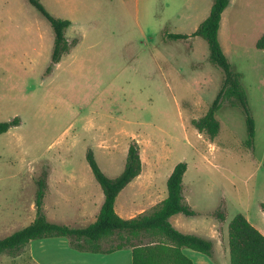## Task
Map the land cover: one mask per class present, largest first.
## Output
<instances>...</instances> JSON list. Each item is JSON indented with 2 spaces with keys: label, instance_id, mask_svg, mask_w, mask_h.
<instances>
[{
  "label": "rangeland",
  "instance_id": "rangeland-1",
  "mask_svg": "<svg viewBox=\"0 0 264 264\" xmlns=\"http://www.w3.org/2000/svg\"><path fill=\"white\" fill-rule=\"evenodd\" d=\"M40 1L52 15L71 21L66 36L79 41L47 72L55 37L51 24L28 0H0V122L20 118L0 134V238L36 217L37 179L44 172L48 184L49 175L60 170L65 182L59 206L46 192L47 217L73 227L92 223L96 218L82 216L81 209L96 202L99 211L105 194L88 150L116 177L133 142L143 175L153 177L162 195H168L175 165L187 162L188 201L204 207L211 205V195L217 197L226 214V238L238 213L264 227L258 222L264 223V49L256 45L264 35V0H231L219 29L255 122L251 146L240 106L224 104L217 111L221 128L214 139L194 126L219 92L223 72L210 61L201 36L168 37L196 31L214 0ZM138 181L118 194L119 214L145 201ZM118 242L113 236L102 245ZM83 252L67 237L42 238L17 256L0 253V264H77Z\"/></svg>",
  "mask_w": 264,
  "mask_h": 264
},
{
  "label": "trees",
  "instance_id": "trees-1",
  "mask_svg": "<svg viewBox=\"0 0 264 264\" xmlns=\"http://www.w3.org/2000/svg\"><path fill=\"white\" fill-rule=\"evenodd\" d=\"M51 24L54 30V47L51 65L60 62L62 56L69 53L78 43V39L69 41L66 30L71 21L52 15L40 0H28ZM231 0H214L209 15L191 35L170 33L172 40L187 39L199 35L208 42L209 59L223 72V82L215 99L207 112L193 119L192 123L199 130L214 139L221 128L217 119V111L224 105L240 106L245 115L248 130L247 144L252 145L256 129L250 114L246 92L241 84V73L236 71L226 55L219 39V29L224 10ZM259 49H264V35L257 43ZM20 118L0 122V134L7 132L13 125H18ZM87 160L97 181L100 183L105 200L97 219L87 226L73 227L71 225L51 221L44 211V198L48 183L47 173L37 179L35 198L36 217L33 221L13 233L0 238V253L12 256L20 254L31 241L48 237H67L74 249L86 252H112L122 248H131L133 264H194L184 252V247L201 251L209 256L214 254L213 242L194 233H184L170 221V217L183 212L186 215H196L183 194V179L187 171V162L177 163L170 174L167 186L168 196L150 211L132 218H123L115 209V202L120 191L142 171V160L139 146L136 142L130 144L127 160L123 171L116 177H109L99 166L92 149L87 152ZM219 218L225 219V212L219 210ZM149 235L152 240L144 242L142 236ZM113 236L119 242L109 248H103V242ZM229 246L231 264H264V234L254 226L243 213L236 214L229 223Z\"/></svg>",
  "mask_w": 264,
  "mask_h": 264
},
{
  "label": "crops",
  "instance_id": "crops-1",
  "mask_svg": "<svg viewBox=\"0 0 264 264\" xmlns=\"http://www.w3.org/2000/svg\"><path fill=\"white\" fill-rule=\"evenodd\" d=\"M172 171L169 173L168 178L170 174L172 173ZM52 173L49 175V180H48L49 188L47 187L48 189L47 191L49 195L51 194V196L52 195L54 196V198L56 199V204H57L56 206H59L60 203L58 200L61 194H63L62 192V189L64 187L63 183H65L64 176L62 175L64 172H61L60 170L57 172L53 171ZM52 177L53 178L57 177L58 179L51 181ZM144 177L145 176L143 175V171H141V173L137 177H135L131 182L139 179L137 184L139 187L144 188V191L142 194L145 197L144 198L145 201L141 202L135 210L125 211L122 214L118 213L120 216L122 217L124 216L123 218H132L141 213L150 211L168 196V195L167 196L162 195L161 192L158 191L159 189L157 188L156 182L154 181L152 176L145 177V178ZM131 182H129L123 189H125ZM145 183L147 184L145 185ZM206 192L208 193V196H210L211 192L209 191L208 188H206ZM183 194L185 197V201L194 210L197 211V214L196 215H186L183 212L176 213L170 217L171 223L177 229H179L180 231L184 233H194V234H198L200 236L210 239L214 245V254L213 256H209L201 251H198V250H195L189 247H184L183 252L189 258H191L194 264H231V255H230V246H229V224H228V237L226 238L225 233L221 230L222 229L221 225L224 219L219 218L218 215L216 214L219 210H221V206H220L221 203H219L220 201L217 200V197L214 198V196L211 195L210 196L212 199L211 205L199 207L196 203L188 201L184 193V187H183ZM104 200H105V197H104ZM96 204L97 203L94 202V203H90L87 205H83L87 207L85 209H83L82 207L81 215L84 217L91 216L92 219L93 218L97 219V216L100 210L98 211V205ZM45 205L46 204H44V206ZM94 211H96L97 215L93 214ZM201 215L203 217L202 219L194 218V217L201 216ZM225 218H226V214H225ZM247 218L250 220L252 224H254V226H256L264 234V227L255 225V223L249 217ZM258 222L260 223V225L264 224L261 221H258ZM61 223L65 224L62 221ZM53 238H58V237H53ZM77 264H133L132 249L122 248V249H118L112 252H83L81 256V261H79Z\"/></svg>",
  "mask_w": 264,
  "mask_h": 264
}]
</instances>
